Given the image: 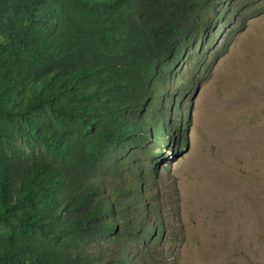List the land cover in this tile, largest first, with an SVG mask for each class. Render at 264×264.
<instances>
[{"label":"trees","instance_id":"16d2710c","mask_svg":"<svg viewBox=\"0 0 264 264\" xmlns=\"http://www.w3.org/2000/svg\"><path fill=\"white\" fill-rule=\"evenodd\" d=\"M245 12L264 0H0V264H168L153 116L181 153L172 88Z\"/></svg>","mask_w":264,"mask_h":264},{"label":"rangeland","instance_id":"374dc122","mask_svg":"<svg viewBox=\"0 0 264 264\" xmlns=\"http://www.w3.org/2000/svg\"><path fill=\"white\" fill-rule=\"evenodd\" d=\"M246 14L218 36L212 48L226 50L210 69L172 88L189 89L181 153L164 145L172 110L153 116L161 191L173 178L178 190L163 208L168 264H264V13Z\"/></svg>","mask_w":264,"mask_h":264},{"label":"bare ground","instance_id":"6f19581e","mask_svg":"<svg viewBox=\"0 0 264 264\" xmlns=\"http://www.w3.org/2000/svg\"><path fill=\"white\" fill-rule=\"evenodd\" d=\"M223 52V51H222ZM199 74H201V73H199ZM202 75V74H201ZM203 78V77H202ZM159 125V124H158Z\"/></svg>","mask_w":264,"mask_h":264},{"label":"clouds","instance_id":"9594fccd","mask_svg":"<svg viewBox=\"0 0 264 264\" xmlns=\"http://www.w3.org/2000/svg\"><path fill=\"white\" fill-rule=\"evenodd\" d=\"M222 56V55H221Z\"/></svg>","mask_w":264,"mask_h":264}]
</instances>
